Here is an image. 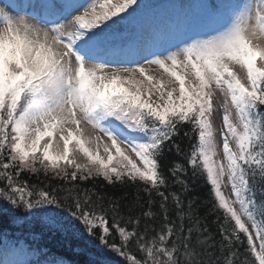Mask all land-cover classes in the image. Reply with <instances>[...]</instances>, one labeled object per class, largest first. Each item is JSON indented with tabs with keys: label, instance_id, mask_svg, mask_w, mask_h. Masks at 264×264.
Returning <instances> with one entry per match:
<instances>
[{
	"label": "snow or ice",
	"instance_id": "obj_1",
	"mask_svg": "<svg viewBox=\"0 0 264 264\" xmlns=\"http://www.w3.org/2000/svg\"><path fill=\"white\" fill-rule=\"evenodd\" d=\"M44 7L0 6V199L98 240L91 264L104 250L124 264H264V0L169 25L171 44L161 31L120 41L138 0ZM189 173L208 185L215 232L187 199ZM97 179L137 194L122 206L127 194L81 187Z\"/></svg>",
	"mask_w": 264,
	"mask_h": 264
},
{
	"label": "trees",
	"instance_id": "obj_2",
	"mask_svg": "<svg viewBox=\"0 0 264 264\" xmlns=\"http://www.w3.org/2000/svg\"><path fill=\"white\" fill-rule=\"evenodd\" d=\"M184 146L187 147V141L183 142ZM175 150L166 154L165 162L171 164L173 161L179 160ZM25 179H28L32 184H47L50 183L52 186H58L62 182L58 179H45L43 174L37 178L36 175H25ZM191 190L187 193V199L194 200L196 206L199 208V214L207 216V223L212 228L213 232L216 231L215 220L216 217L209 213L211 208V199L209 197V188L205 183V180L200 177H193L191 173L188 176ZM93 184L97 186V191L107 193L108 195H114L122 197L127 194V199L122 200L121 204L126 205L132 202L133 198L137 194L136 187L132 185L124 186H108L102 179L95 181H89L81 185L84 188H92ZM176 190V189H172ZM143 201L146 202L148 197L140 193ZM187 202V201H186ZM158 203V201H157ZM124 214L127 213V209L122 208ZM141 212L140 208H134L131 212L132 216H137ZM66 215V213H65ZM145 223L141 221V225ZM148 223H154L156 227H159L162 220L157 218L155 221H148ZM0 232H6L8 235L14 237H23L27 240H33L37 244V247L41 250L44 248L47 251L45 258L52 257L57 259H68L74 264H91L93 259L101 258V251L99 250L98 240L90 238L87 233L74 232L70 230H59L49 226L48 215L41 210H25L23 208L13 209L11 205L7 204L6 201L0 199ZM82 233V234H81ZM99 235V233H97ZM118 241V237H114ZM217 239L219 237L217 236ZM134 254L136 250L131 249ZM244 249L241 248V252ZM103 258L106 259L107 264H124L123 258L118 255L109 252L108 250L103 251ZM55 262V261H53Z\"/></svg>",
	"mask_w": 264,
	"mask_h": 264
},
{
	"label": "rangeland",
	"instance_id": "obj_3",
	"mask_svg": "<svg viewBox=\"0 0 264 264\" xmlns=\"http://www.w3.org/2000/svg\"><path fill=\"white\" fill-rule=\"evenodd\" d=\"M59 0H39L38 4L34 6L41 10V9H45V5L46 4H55L58 3ZM220 4H224V3H240L242 2V0H219ZM3 4H0V6H2ZM195 11V9H194ZM171 15H167L166 17H170ZM162 17V15L159 14H152L150 15L147 20L143 21V24L141 26L139 25H134L131 28L125 30L123 27L121 29H119L120 33H122L123 35L121 37L126 36V34L129 32L130 36L127 38H136V41L139 43H144L145 40H147L149 38V34L153 31H161L163 33H165L164 36V43H175L177 39H179L180 37V33L179 32H167V29L169 27L171 20L169 21H165V20H161L160 18ZM182 18H184L183 21L177 23V25H181V26H189V27H196L199 26L200 23L198 21V17L197 15L192 16V14H189L188 18L185 19L186 17L184 15H182ZM151 25V27H150ZM126 39V38H125ZM124 39V40H125ZM146 68H148L149 73L156 75V76H160L162 70L159 69L157 66L152 65V66H148L145 65ZM165 79H167V76L165 75ZM219 99V94H217V98ZM216 102V100H214V103ZM222 121V112H218L216 114V124L219 125ZM54 145L56 144V141H53ZM101 154L105 155V153L103 152V147L101 146ZM227 191V190H226ZM21 243L22 241L19 242V245L14 246L13 244L10 243H5L0 247V260L1 263L4 261H7V263L9 264H26L27 261L29 260V254L27 253V251H20V249L23 248V246L21 247ZM19 252V255L17 254V252ZM5 252H7V254L4 256L3 254H5ZM7 259V260H6Z\"/></svg>",
	"mask_w": 264,
	"mask_h": 264
}]
</instances>
